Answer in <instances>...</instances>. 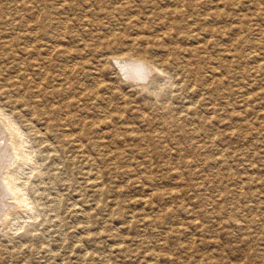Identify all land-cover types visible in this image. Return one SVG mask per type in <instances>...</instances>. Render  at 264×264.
Returning <instances> with one entry per match:
<instances>
[{
	"label": "rangeland",
	"instance_id": "obj_1",
	"mask_svg": "<svg viewBox=\"0 0 264 264\" xmlns=\"http://www.w3.org/2000/svg\"><path fill=\"white\" fill-rule=\"evenodd\" d=\"M132 3L0 0L18 21L0 35V111L21 102L31 159L11 169L27 206L0 219V264H264V0H198L189 12L179 0ZM114 4L122 17L104 14ZM44 16L72 52L46 78L19 42L7 47L26 37L21 21L37 32ZM127 17L156 52L142 87L108 60L138 36ZM89 20L99 26L83 29ZM113 33L128 38L105 51ZM37 101L60 108L56 123L32 117Z\"/></svg>",
	"mask_w": 264,
	"mask_h": 264
},
{
	"label": "bare ground",
	"instance_id": "obj_2",
	"mask_svg": "<svg viewBox=\"0 0 264 264\" xmlns=\"http://www.w3.org/2000/svg\"><path fill=\"white\" fill-rule=\"evenodd\" d=\"M133 1L134 0H129V3H132ZM179 1H180V7L182 8V11L181 12H189L190 10H195L197 8L196 6H197V3H198V0H179ZM118 2H120V1H118ZM144 2L147 3V1H144ZM123 6L124 5L118 6V4L117 5L114 4L112 7L106 9L105 12H104V14L106 16H118V15L120 16L126 10V8L123 7ZM238 6H240V5H238ZM241 6H242V4H241ZM98 9H99V7H98ZM135 10H136V8H135ZM5 11H2L0 9V26H2V29L0 30V35H5L6 33L10 32V30H11L10 27L12 25H13V29L12 30L16 29V27H17V24H15V23H17L18 21H16L15 16H13L10 13L7 14ZM213 13H215V12H213ZM240 15H241V13H240ZM136 16H137V14H136ZM120 17H122V16H120ZM215 17L217 19V16H215ZM88 18H89V16H88ZM39 19L44 20V25L37 32L33 31V29L30 26V24L32 23V21H30V20L21 21L20 23H22V24L21 25L19 24V26H21L20 27L21 30H23V31L25 29L27 30V33H25V35H24V36H26V37H24L25 39L22 38V37L17 36V37H15L16 40H14V38H13L12 43L11 42H8L7 47H9V45L10 46H13L14 44L17 45V43L19 42L20 44H19V48H18V50H19V54L18 55L20 56L21 60L28 61V64L31 65V67L34 69V71L39 72V74L42 76V78H46L49 75H50V77L52 76L51 73L54 71V69L56 67V66H54L53 58H55V56H58L62 60H65V59L68 60V58L71 57L72 52L69 51V50H67L64 47V45L62 44V42H64V40H62L61 37H63L65 33L63 35H61L60 33H62L63 31L65 32V28H63L61 31H59L60 33H58V31H57V33L59 35L58 34H55V31L53 32V30L56 29V28H53L54 26H52V23L48 20V16H44V18L39 17ZM127 19H128V17H127ZM92 20H93V18H92ZM62 23H63V21H62ZM83 26H84L83 29H85L88 26H91V27L92 26H94V27L95 26H99V24L96 21H90L89 20V22L87 21ZM123 27H126V29L133 28V29L137 30L138 31V34H137L138 36H135V37L133 36V38L130 41L131 44H129V46L127 47V53L126 54H123V53H120V54L113 53L111 55V57L108 58V60H110L112 64L115 63V62L118 63L119 69H120L121 74H122L120 76H123L122 78H124V79L126 78L130 82L134 83V85L139 86V87H142L143 85H145L147 83L146 80L151 77L150 76V74H151L150 68L155 67L152 62L155 60L156 52L154 50L153 45L150 44V43H152V40L149 37H147V36H144V35L142 36V33L144 32V29H146V28L140 23L139 19H137L136 17H131V18H129L126 21L125 26H123ZM170 28L172 30H175V26L174 25H171ZM131 31H132V29H131ZM210 32L213 33V34L217 33L215 30L210 31ZM114 34L115 33L112 34L111 39L109 37H107L106 39H108V38L109 39L106 42H104V44L102 43L103 46L101 45V47L107 48V49H105V51L106 50H108V51L116 50L118 47H120L122 44H124L123 43V40L125 38L126 39L128 38L127 37V34L126 35L123 34V33L115 34V35ZM11 36H12V34H11ZM9 37H10V35H9ZM63 38H65V37H63ZM0 39H1V37H0ZM23 39H24V41H23L24 42L23 43L24 46H21L22 45L21 44V41ZM163 39L164 38H162V37H161V39L160 38H157V43H159V44L162 43ZM166 40H167V38H166ZM23 57H29V58H31V60H29V59L28 60L23 59ZM3 59L4 58H2L1 60L3 61ZM18 60H20V59H18ZM167 62H168V64H172L173 63V60L169 58V60ZM24 64L27 66V64L25 62H24ZM2 65H3V62H2ZM21 66H22V64H21ZM27 69H28V66H27ZM63 70L65 71V69H63ZM3 71L4 70L2 69V72ZM24 72H23V74L26 73V72L25 73ZM9 73H10V71H9ZM20 78H21V76H20ZM23 79L25 80L24 76H23ZM9 82H7V84H9ZM11 82H12V80H11ZM15 82H16V80H15ZM22 84L23 83H20L21 88L17 85L19 87L18 88L19 93H20V91H23L24 90L22 88ZM221 85H223V84H221ZM26 86H27V84H26ZM14 88H16V86ZM36 89H38L40 91V93H42V94L44 93V91H46L45 88H44V86H43V84L36 85ZM2 92H4V91H2ZM0 95H1V92H0ZM42 101H44V100H42ZM27 102H29V101L27 100ZM37 102H38L36 104L37 106H33V104L30 105V107L33 106L29 110V112L31 113L32 117L33 118H37V120L46 119L47 122H52L53 124L56 123L58 121V119H56L57 114H59V111H61L60 108L59 109H57V108L39 109L42 106V104H41L42 102H40V101H37ZM12 104H13L12 106L14 108V111H12L13 112L12 114H14L13 116L12 115L7 116L6 113H4V111H0V219L2 220V222H4V221L6 222L8 220V218L10 216V213H11L10 211H12L13 209H16V208H17V210L18 209H21V208L25 207L24 206L25 204L27 206L26 200L23 199V196L21 194L22 192L20 191V190H22L21 185L17 184V180H19V179L17 178V175L15 173H12L11 172L12 171L11 169H14L15 167H18L19 170H20L22 167H24L25 165H27V162L28 161L31 160L30 157H29L30 154H28V152H26V146H25V144L28 143L27 141L29 139L27 138L28 140H26V139H25L26 141L24 140L25 134H24V130L21 127V121L18 124H16L17 122L15 123V120H18L19 121V119L21 117L20 116L21 115V110H19L20 105H21V102H13ZM66 105H67L66 112L68 113V116L70 117L69 118L67 116L66 121H69L70 123H73L72 122V119L73 118L70 116V112H69V111H71L70 108H74L73 107V104L71 103V101H69L68 104H66ZM27 122H28V120H27ZM30 130H33V127H30ZM187 134H189V133H187ZM154 135H157V134H154ZM77 140L81 143L82 146H83V144H85L86 140L84 138V131L81 132V134L77 137ZM199 148L202 149V151H203V148H201V146ZM100 152H102V151H100ZM200 153H199V155H201ZM111 156L115 157L116 156V153H111ZM204 159H202V158L201 159H198V161H196V163H202V162H205L206 163V162H209V160H204ZM20 171H22V170H20ZM188 188H191V185L188 184ZM7 199L12 200L13 202L12 203H8L7 202ZM206 215H207V213H206Z\"/></svg>",
	"mask_w": 264,
	"mask_h": 264
}]
</instances>
